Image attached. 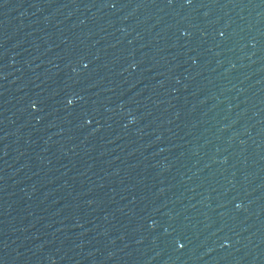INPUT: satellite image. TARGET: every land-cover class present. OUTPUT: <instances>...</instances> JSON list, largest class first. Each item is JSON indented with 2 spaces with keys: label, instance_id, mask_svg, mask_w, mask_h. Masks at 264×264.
<instances>
[{
  "label": "water",
  "instance_id": "obj_1",
  "mask_svg": "<svg viewBox=\"0 0 264 264\" xmlns=\"http://www.w3.org/2000/svg\"><path fill=\"white\" fill-rule=\"evenodd\" d=\"M0 264H264V0H0Z\"/></svg>",
  "mask_w": 264,
  "mask_h": 264
}]
</instances>
